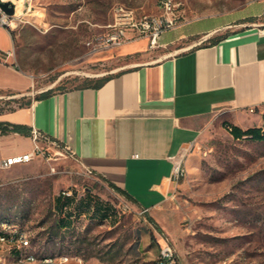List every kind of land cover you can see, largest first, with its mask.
<instances>
[{
    "label": "rangeland",
    "instance_id": "374dc122",
    "mask_svg": "<svg viewBox=\"0 0 264 264\" xmlns=\"http://www.w3.org/2000/svg\"><path fill=\"white\" fill-rule=\"evenodd\" d=\"M9 1L17 64L33 85L23 96L0 93L2 111L146 63L141 54L122 56L90 40L108 32L118 5L139 15L162 11L160 0ZM253 1L175 0L178 21ZM38 143L32 161L0 169V222L25 230L39 256L70 257L65 264H156L169 244L179 264H264V141L234 139L220 117L208 120L176 188L151 210L118 194L60 143ZM65 190L73 195L63 198ZM70 214L72 224L60 226Z\"/></svg>",
    "mask_w": 264,
    "mask_h": 264
},
{
    "label": "crops",
    "instance_id": "0c3cea01",
    "mask_svg": "<svg viewBox=\"0 0 264 264\" xmlns=\"http://www.w3.org/2000/svg\"><path fill=\"white\" fill-rule=\"evenodd\" d=\"M117 51L149 61L100 86L93 85L98 79L1 111L0 121L25 125L65 146L144 210L157 208L176 188L172 157L192 150L210 118L242 129L263 126L264 0L178 21L155 48L140 37ZM16 58L14 38L0 24V93L23 96L33 79ZM32 143L17 132L0 133V159L29 151Z\"/></svg>",
    "mask_w": 264,
    "mask_h": 264
},
{
    "label": "built area",
    "instance_id": "2783aa9c",
    "mask_svg": "<svg viewBox=\"0 0 264 264\" xmlns=\"http://www.w3.org/2000/svg\"><path fill=\"white\" fill-rule=\"evenodd\" d=\"M2 1L9 0H0V2ZM160 7L162 11L159 14L139 15L133 8L124 5L116 6L113 13V21L108 25V32L95 36L90 40V43L100 48L119 47L131 39L146 37L149 40V48L157 47L160 35L165 30L174 27L178 22L176 13L177 4L175 0H160ZM13 16L6 14L0 7V24L2 26L12 27ZM249 111L254 112L255 108L251 107ZM31 135L33 137L34 147L29 151L1 158L0 169L9 168L16 164L28 163L39 155L41 149L38 140L47 139L48 137L37 130H32ZM70 152L74 155L72 151ZM183 160L184 153L172 157V177L177 182L184 174ZM62 193H73V191L65 190ZM7 230L13 229L7 227ZM14 239H17V244L28 245L25 242L24 236H22L21 230H16V237H14ZM1 250L2 249H0V251ZM43 260H45V263L49 264V259ZM69 260L70 257H62L59 258V263L65 264L68 263ZM168 260H175V264H179L175 259L172 247L166 244L161 249L156 264H168Z\"/></svg>",
    "mask_w": 264,
    "mask_h": 264
},
{
    "label": "bare ground",
    "instance_id": "6f19581e",
    "mask_svg": "<svg viewBox=\"0 0 264 264\" xmlns=\"http://www.w3.org/2000/svg\"><path fill=\"white\" fill-rule=\"evenodd\" d=\"M186 153H184V158ZM185 172V169H184ZM65 196H72L73 193H65ZM63 195V196H64ZM7 227L13 230H7ZM16 230H21L25 242L28 245L17 244ZM0 264H47L43 259H49V264L59 263V258L52 256H39L33 250V244L29 234L18 224L0 222ZM168 264H175V260H168Z\"/></svg>",
    "mask_w": 264,
    "mask_h": 264
},
{
    "label": "trees",
    "instance_id": "16d2710c",
    "mask_svg": "<svg viewBox=\"0 0 264 264\" xmlns=\"http://www.w3.org/2000/svg\"><path fill=\"white\" fill-rule=\"evenodd\" d=\"M9 31L13 37V30H9ZM110 77L111 76L103 77V78L99 79L96 83H94L93 85L100 86L104 81H106ZM53 92H54L53 89H49V90L41 93L39 96H37L36 99L45 98V97L49 96L50 94H52ZM30 103H31V100H28L27 102H25L24 104H21L20 106L29 105ZM12 109H14V108H12ZM12 109H9V110H12ZM0 111H2V110H0ZM224 125H227L228 131L234 139L241 140V139L247 138V139H251L253 141H259V142L264 141V124L261 127H249L247 129H242L239 126H236L234 124L224 123ZM0 131L4 134L7 132H17V133H20L23 135H30L32 129L25 126V125L0 121ZM121 193L124 194V192H121ZM63 195L64 194L62 193L63 198L71 197V196H65V195L63 196ZM57 201L61 202L62 207L67 208V204H65L64 199H61L60 197H58ZM73 217H74V215L70 214L68 217H66V219H64L63 221H61L58 224L60 226L61 225H70V224H72L71 219Z\"/></svg>",
    "mask_w": 264,
    "mask_h": 264
},
{
    "label": "water",
    "instance_id": "95a60500",
    "mask_svg": "<svg viewBox=\"0 0 264 264\" xmlns=\"http://www.w3.org/2000/svg\"><path fill=\"white\" fill-rule=\"evenodd\" d=\"M0 7L9 16H13L15 14L16 8L12 1H2L0 2Z\"/></svg>",
    "mask_w": 264,
    "mask_h": 264
}]
</instances>
